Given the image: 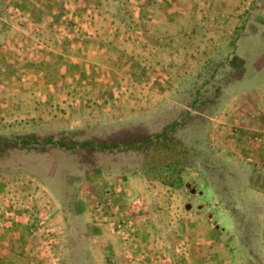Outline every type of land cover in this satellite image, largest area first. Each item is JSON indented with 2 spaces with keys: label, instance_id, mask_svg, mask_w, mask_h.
I'll return each instance as SVG.
<instances>
[{
  "label": "rangeland",
  "instance_id": "rangeland-1",
  "mask_svg": "<svg viewBox=\"0 0 264 264\" xmlns=\"http://www.w3.org/2000/svg\"><path fill=\"white\" fill-rule=\"evenodd\" d=\"M0 264H264V0H0Z\"/></svg>",
  "mask_w": 264,
  "mask_h": 264
},
{
  "label": "trees",
  "instance_id": "trees-1",
  "mask_svg": "<svg viewBox=\"0 0 264 264\" xmlns=\"http://www.w3.org/2000/svg\"><path fill=\"white\" fill-rule=\"evenodd\" d=\"M38 142V140H34ZM49 142H56L60 146L75 148V144L68 145L64 141H57L52 138L48 139ZM24 144L33 143V140L23 139ZM86 142L82 145H89ZM145 146V166L147 168H159L166 172L173 171V168L182 166L187 161L188 150L185 146L176 144L172 139L167 138V132H161L154 137L146 138L139 146ZM116 144H100L101 148L109 149L116 147Z\"/></svg>",
  "mask_w": 264,
  "mask_h": 264
}]
</instances>
